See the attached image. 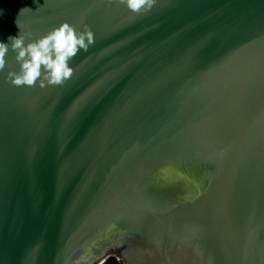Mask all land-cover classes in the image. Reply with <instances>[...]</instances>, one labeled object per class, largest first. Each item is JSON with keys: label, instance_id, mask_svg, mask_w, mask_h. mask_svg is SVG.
Instances as JSON below:
<instances>
[{"label": "water", "instance_id": "obj_1", "mask_svg": "<svg viewBox=\"0 0 264 264\" xmlns=\"http://www.w3.org/2000/svg\"><path fill=\"white\" fill-rule=\"evenodd\" d=\"M64 22L63 85L0 72V264H264V0H0L9 45Z\"/></svg>", "mask_w": 264, "mask_h": 264}, {"label": "clouds", "instance_id": "obj_2", "mask_svg": "<svg viewBox=\"0 0 264 264\" xmlns=\"http://www.w3.org/2000/svg\"><path fill=\"white\" fill-rule=\"evenodd\" d=\"M120 4L126 5L133 12L140 14L141 9L148 12L155 5L156 0H119ZM30 10L28 8L20 11ZM19 28V25L17 24ZM30 32L10 35L8 42L0 41V72L6 67V56L9 47L16 53L15 60L19 64V71L8 72V80L15 86L39 87L60 86L68 81L74 69L70 61L83 50L87 52L94 44L93 32L85 26V31L77 32L73 25L67 22L60 24L48 31L38 39H29Z\"/></svg>", "mask_w": 264, "mask_h": 264}, {"label": "trees", "instance_id": "obj_3", "mask_svg": "<svg viewBox=\"0 0 264 264\" xmlns=\"http://www.w3.org/2000/svg\"><path fill=\"white\" fill-rule=\"evenodd\" d=\"M106 264H120V262L117 260V258L112 257L107 261Z\"/></svg>", "mask_w": 264, "mask_h": 264}]
</instances>
